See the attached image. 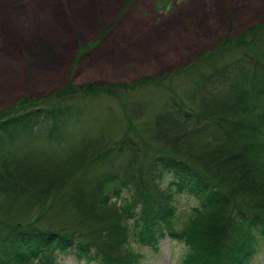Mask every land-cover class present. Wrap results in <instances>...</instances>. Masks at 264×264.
<instances>
[{
    "label": "trees",
    "instance_id": "16d2710c",
    "mask_svg": "<svg viewBox=\"0 0 264 264\" xmlns=\"http://www.w3.org/2000/svg\"><path fill=\"white\" fill-rule=\"evenodd\" d=\"M169 1L187 0L156 8ZM254 32L166 83L147 79L159 100L120 96V132L106 121L113 108L104 96H116L88 87L1 112L0 264H59L71 251L95 264H140L138 244L166 233L189 246L182 264L252 263L264 242V26ZM126 114L145 119L151 144L130 137ZM42 138L60 142L30 150ZM182 195L208 196L209 212L191 210L179 228L173 204Z\"/></svg>",
    "mask_w": 264,
    "mask_h": 264
},
{
    "label": "rangeland",
    "instance_id": "374dc122",
    "mask_svg": "<svg viewBox=\"0 0 264 264\" xmlns=\"http://www.w3.org/2000/svg\"><path fill=\"white\" fill-rule=\"evenodd\" d=\"M157 5L158 0H0V113L21 99L43 103L63 89L88 87L93 93L99 89L98 95L116 96H104L113 108L106 121H114L120 132L127 128L120 96L124 101L128 94L135 96L132 101L159 100V91L150 83L154 81L147 79L166 83L167 75L195 63L198 56L216 55L225 42L242 44L264 26V0H187L173 6L169 1L164 10ZM126 115L131 118L130 137L138 143L151 141L142 124L145 119ZM79 133L74 129L73 137ZM52 134L56 139L59 128ZM59 142L42 138L30 144V150L52 152ZM43 143L51 145L42 148ZM200 200L177 197V224ZM170 243L159 238L156 252L142 248L141 260L162 258L163 264H170ZM58 263L95 264L72 251L59 255ZM249 264H264V242Z\"/></svg>",
    "mask_w": 264,
    "mask_h": 264
},
{
    "label": "clouds",
    "instance_id": "9594fccd",
    "mask_svg": "<svg viewBox=\"0 0 264 264\" xmlns=\"http://www.w3.org/2000/svg\"><path fill=\"white\" fill-rule=\"evenodd\" d=\"M165 176L167 177L169 182L175 181V175L172 172H165ZM194 199V198H193ZM177 233L181 231V229H175ZM165 240L171 241L169 245V260L170 264H182L183 260L187 258L188 254L190 253V248L183 242L178 239L172 238L171 236H165ZM133 250L136 249V245L131 246ZM140 264H163V259H153L151 261L142 259Z\"/></svg>",
    "mask_w": 264,
    "mask_h": 264
}]
</instances>
